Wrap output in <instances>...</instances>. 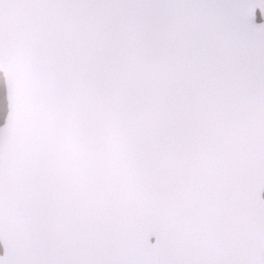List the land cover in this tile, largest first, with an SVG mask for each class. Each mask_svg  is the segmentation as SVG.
<instances>
[{"label": "snow or ice", "instance_id": "obj_1", "mask_svg": "<svg viewBox=\"0 0 264 264\" xmlns=\"http://www.w3.org/2000/svg\"><path fill=\"white\" fill-rule=\"evenodd\" d=\"M0 264H264V0H0Z\"/></svg>", "mask_w": 264, "mask_h": 264}]
</instances>
